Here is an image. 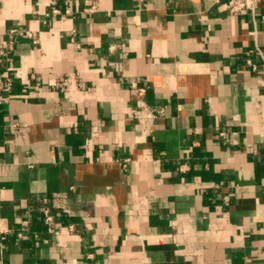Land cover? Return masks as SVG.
Here are the masks:
<instances>
[{
	"label": "crops",
	"instance_id": "obj_1",
	"mask_svg": "<svg viewBox=\"0 0 264 264\" xmlns=\"http://www.w3.org/2000/svg\"><path fill=\"white\" fill-rule=\"evenodd\" d=\"M232 1L0 0V264H264V1Z\"/></svg>",
	"mask_w": 264,
	"mask_h": 264
},
{
	"label": "built area",
	"instance_id": "obj_2",
	"mask_svg": "<svg viewBox=\"0 0 264 264\" xmlns=\"http://www.w3.org/2000/svg\"><path fill=\"white\" fill-rule=\"evenodd\" d=\"M257 1L259 0H233L228 7L232 12L253 10ZM1 88L0 86V89ZM45 219L46 222H52V216L47 212L45 213ZM50 230L55 232V228H51Z\"/></svg>",
	"mask_w": 264,
	"mask_h": 264
}]
</instances>
